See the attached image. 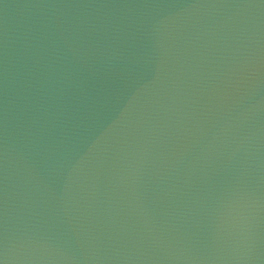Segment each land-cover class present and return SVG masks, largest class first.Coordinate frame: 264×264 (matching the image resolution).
<instances>
[{
	"label": "water",
	"instance_id": "water-1",
	"mask_svg": "<svg viewBox=\"0 0 264 264\" xmlns=\"http://www.w3.org/2000/svg\"><path fill=\"white\" fill-rule=\"evenodd\" d=\"M0 264H264V0H0Z\"/></svg>",
	"mask_w": 264,
	"mask_h": 264
}]
</instances>
